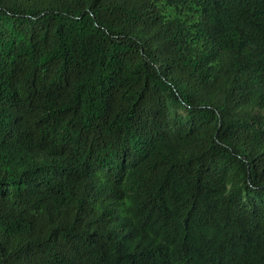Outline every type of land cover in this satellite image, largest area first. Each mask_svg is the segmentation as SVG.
<instances>
[{
    "label": "trees",
    "instance_id": "obj_1",
    "mask_svg": "<svg viewBox=\"0 0 264 264\" xmlns=\"http://www.w3.org/2000/svg\"><path fill=\"white\" fill-rule=\"evenodd\" d=\"M0 264H264V0H0Z\"/></svg>",
    "mask_w": 264,
    "mask_h": 264
}]
</instances>
